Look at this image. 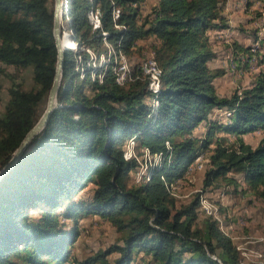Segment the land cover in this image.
I'll list each match as a JSON object with an SVG mask.
<instances>
[{
    "label": "trees",
    "instance_id": "obj_1",
    "mask_svg": "<svg viewBox=\"0 0 264 264\" xmlns=\"http://www.w3.org/2000/svg\"><path fill=\"white\" fill-rule=\"evenodd\" d=\"M62 2L61 20L67 16L75 43L69 48L78 50L64 52L55 108L0 180V264H239L217 222L199 218L198 197L177 206L169 191L205 153L202 191L235 188L239 174L264 201V73L228 97L215 92L212 80L220 73L207 66L213 53L206 33L226 25L220 0H156L144 16V0ZM52 6L53 0H0V65L30 68L35 86L26 90L7 75L0 169L44 109L56 56ZM147 38L155 79L133 66L119 83L117 64L98 65L110 54L107 45L129 57ZM215 109L229 113L224 122L209 118ZM200 124L203 136H193ZM256 130L262 135L251 148L242 136ZM127 139L162 162L142 183L129 181L139 163L122 149ZM88 185L90 195L76 198ZM88 216L107 222L118 239L72 257L79 220Z\"/></svg>",
    "mask_w": 264,
    "mask_h": 264
},
{
    "label": "rangeland",
    "instance_id": "obj_2",
    "mask_svg": "<svg viewBox=\"0 0 264 264\" xmlns=\"http://www.w3.org/2000/svg\"><path fill=\"white\" fill-rule=\"evenodd\" d=\"M155 2L156 0H144L140 5L141 15L149 13ZM221 4L226 6L225 15L223 16L221 13L226 25L206 33L213 53V58L207 62V66L211 71L220 73L212 80L215 92L219 96L228 97L232 91L249 86L259 72L264 73V9H262V3L259 0H220ZM67 21V16L64 21L60 20L61 31L68 32ZM152 44L153 38L138 40L136 46L141 49L140 53H133L129 57L123 54L118 56L120 52L116 53L110 45H107L110 54L106 58L102 56L98 65L109 62L119 63L123 73L122 80L117 79V81L123 83L133 72V66H139V63L152 55L153 68H145L143 73L155 79L158 67L150 47ZM231 44L247 48L248 51L241 52L238 49H233ZM73 45L71 43L69 46ZM77 50L78 48L71 51L76 52ZM0 68H3L2 65ZM3 69L5 74L0 72V114L7 100L6 89L11 82L7 75L15 77L14 81L19 82L26 90L35 87L31 80L30 68L14 70L12 67H5ZM215 111L217 113H214ZM227 113V111L215 109L209 114V118L224 122L229 115ZM204 132L205 128L198 129L195 136L202 137ZM261 135L262 132L256 130L244 135V138L251 148H255ZM128 140L123 142L122 149L127 151L130 158L136 159L140 167V174L135 176V180L132 174L134 170L130 172L129 181L142 183L143 180H148V176L150 177L149 174L147 176V172L155 166H160L162 162L158 156L147 154L146 150L137 151L135 141ZM140 152L142 155H139ZM203 155L197 157L194 161L195 167H193V163L187 173L179 179L178 185L169 187L170 193L177 200V206L187 204L198 197L199 218L210 216L217 222L218 229L230 239L238 251L239 264H259L260 261V264H263L264 201L247 190L242 176L239 174L233 175L237 182L235 188L232 185H221L202 191L203 173L207 164L206 154L203 153ZM91 188L92 186L88 185L78 193L76 198L89 196ZM204 200L211 209H203ZM29 214L34 217L37 213L31 211ZM78 228L79 236L70 246L69 254L79 259L93 254L98 249H105L118 239V234L113 228L97 217L88 216L80 219ZM116 256V254H112L108 258L112 261Z\"/></svg>",
    "mask_w": 264,
    "mask_h": 264
},
{
    "label": "water",
    "instance_id": "obj_3",
    "mask_svg": "<svg viewBox=\"0 0 264 264\" xmlns=\"http://www.w3.org/2000/svg\"><path fill=\"white\" fill-rule=\"evenodd\" d=\"M64 10H65V3L62 2V0H53L52 38L56 49V56H55V66H54L52 81L47 92L44 109L41 115L39 116V118L37 119V121L35 122V124L24 135L23 139L21 140L17 148L11 154L7 163L0 169V180L12 170L13 166L15 165L19 157L22 155L24 150L27 148L31 140L45 126L51 112L55 108L56 95L61 80L63 54L66 50H68L62 44L63 31L60 30V20L62 18V14ZM68 34L70 36V41L73 42L71 33Z\"/></svg>",
    "mask_w": 264,
    "mask_h": 264
},
{
    "label": "built area",
    "instance_id": "obj_4",
    "mask_svg": "<svg viewBox=\"0 0 264 264\" xmlns=\"http://www.w3.org/2000/svg\"><path fill=\"white\" fill-rule=\"evenodd\" d=\"M144 68H152V55L150 56V58H147L143 62L139 63V68H135V71L144 72ZM116 76H117V79H121L122 80V71L120 69V64H118V63H117ZM193 167H195V162L193 164ZM198 168H200V167H198ZM139 173H140V167H135L134 171L132 173L133 174V179H134V175H139ZM176 185H177V183H176ZM207 205H208V203L204 200L203 209H211L209 207V205L208 206ZM260 263H261V261L259 262V264Z\"/></svg>",
    "mask_w": 264,
    "mask_h": 264
},
{
    "label": "bare ground",
    "instance_id": "obj_5",
    "mask_svg": "<svg viewBox=\"0 0 264 264\" xmlns=\"http://www.w3.org/2000/svg\"><path fill=\"white\" fill-rule=\"evenodd\" d=\"M69 36V34H67V36H66V38L63 40V37H64V34L62 35V44H63V46L65 47V48H67L68 50H74V49H72V48H69L70 46V44L71 43H73V44H75L74 42H71L70 41V36ZM76 48H77V45H76ZM75 48V49H76ZM119 64V63H118ZM152 68H153V63H152ZM120 69H121V71H122V73H123V69L121 68V66H120ZM144 72H145V68H144ZM206 163V162H205ZM140 174V173H139ZM135 176L136 175H134V180H135ZM178 185V184H177Z\"/></svg>",
    "mask_w": 264,
    "mask_h": 264
},
{
    "label": "crops",
    "instance_id": "obj_6",
    "mask_svg": "<svg viewBox=\"0 0 264 264\" xmlns=\"http://www.w3.org/2000/svg\"><path fill=\"white\" fill-rule=\"evenodd\" d=\"M223 3V2H222ZM222 5V4H221ZM226 6L225 5H222L221 6V13H222V15L224 16L225 15V11H226V8H225ZM218 111V110H217ZM217 111H215L214 113H217ZM219 111H221V110H219ZM225 111V110H224ZM228 114V113H227ZM198 129H204V124H200L197 128H195L193 131H192V135L193 136H195V134H196V131L198 130ZM199 137V136H198ZM242 139H243V141H244V143H246V140H245V138H244V135L242 136ZM247 144V143H246Z\"/></svg>",
    "mask_w": 264,
    "mask_h": 264
}]
</instances>
